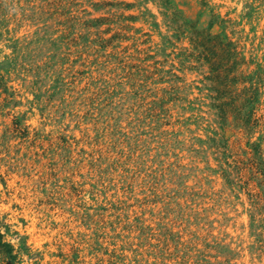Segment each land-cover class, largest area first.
I'll use <instances>...</instances> for the list:
<instances>
[{
    "label": "rangeland",
    "instance_id": "374dc122",
    "mask_svg": "<svg viewBox=\"0 0 264 264\" xmlns=\"http://www.w3.org/2000/svg\"><path fill=\"white\" fill-rule=\"evenodd\" d=\"M0 264H264V0H0Z\"/></svg>",
    "mask_w": 264,
    "mask_h": 264
},
{
    "label": "trees",
    "instance_id": "16d2710c",
    "mask_svg": "<svg viewBox=\"0 0 264 264\" xmlns=\"http://www.w3.org/2000/svg\"><path fill=\"white\" fill-rule=\"evenodd\" d=\"M195 45L197 48H202L201 54H203L207 62L210 63L211 71L214 73L212 79L216 82V89L219 95L218 98L228 96L235 100V93L232 85L237 82L238 77L233 76L232 72L236 70L239 60L236 58L237 51L234 43L232 41L224 42L219 35L204 33L201 37L196 39ZM251 88L252 87H245L243 91L247 92ZM239 95L240 94H238V96ZM231 102L223 101L219 105L224 115L232 111ZM224 105H230V108H224Z\"/></svg>",
    "mask_w": 264,
    "mask_h": 264
}]
</instances>
